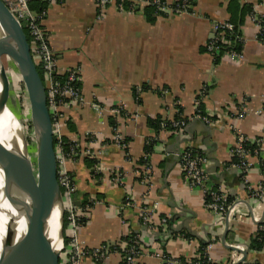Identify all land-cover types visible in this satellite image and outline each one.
<instances>
[{
  "label": "crops",
  "instance_id": "1",
  "mask_svg": "<svg viewBox=\"0 0 264 264\" xmlns=\"http://www.w3.org/2000/svg\"><path fill=\"white\" fill-rule=\"evenodd\" d=\"M229 1L193 0L190 11L158 16L153 23L142 9L122 11L115 5L99 17L95 0H57L48 5L43 25L59 71L78 70L82 97L66 109L60 128L64 137L98 159L95 169L84 158L69 164L77 200L87 194L94 201L86 222L74 234L81 247L94 249L135 234L141 247L135 264H163L157 251L193 259L200 256L204 242L218 264H233L243 257L227 245L247 250L243 261L264 264V248L249 247L264 213V199L252 192L264 180V44L257 40L258 25L246 15L241 25L242 60L223 55L216 62L203 50L215 35V23L231 18ZM240 3L252 4L257 15H264V0ZM118 105L123 113L116 116L113 108ZM197 107L213 122L198 118ZM179 113L186 119L177 131L157 132L148 123L157 116L174 120ZM111 119L125 137V147L114 141ZM239 135L260 146L250 156L246 174L233 165ZM148 138L156 142L146 158ZM187 148L206 157L209 184L225 190L228 200L232 197L227 218L209 211L202 189L186 180L180 153ZM117 172L122 173V182L114 179ZM146 205L155 206L153 228L139 215ZM162 217L169 219L166 227L160 223ZM67 259L64 254L60 264ZM81 264L122 260L111 252L100 260L86 256Z\"/></svg>",
  "mask_w": 264,
  "mask_h": 264
},
{
  "label": "built area",
  "instance_id": "2",
  "mask_svg": "<svg viewBox=\"0 0 264 264\" xmlns=\"http://www.w3.org/2000/svg\"><path fill=\"white\" fill-rule=\"evenodd\" d=\"M4 1L23 28H27L31 36L30 42L34 59L38 67L43 71V80L47 91V103L54 123L55 147L58 159V180L62 190L64 211H68L69 213V226L66 233L71 237V241L62 252L61 259L63 255L66 254L68 259L65 264H81L83 258L86 256L90 255L95 260H100L105 258L109 253L115 252L121 255L122 264H135L141 252L139 240L136 237L132 242L120 239L113 244L104 243L94 249L83 248L74 239V234L77 232L78 227L86 222L87 212L90 206L81 208L79 205H76L75 202L77 197H75V194H77V187L74 178L69 172V164L71 161H76L80 158L95 157L90 150L83 151L76 141H71V145L67 148L64 135L60 128L61 119L66 116V109L74 102L82 101L78 70L69 69L65 73H60L57 55L50 43V35L43 25V19L47 9H44L42 12H37L31 6L33 0ZM43 1L50 4L57 0ZM126 2H130L129 8L126 6ZM95 3L100 12L99 17H101L102 13L109 5H115V7L122 11H134L137 7L141 9L144 6L152 5L157 11L166 12L167 14L181 13L192 9L193 0H95ZM251 17L258 25L257 40L264 44V15H257L254 11ZM214 32V37L206 44L207 50L212 53L214 57L216 56L215 52L220 49L218 42L222 40L226 50L221 56L226 55L233 61L243 59L244 37L240 31L234 32V23L230 20L217 21L214 25ZM227 34L233 36V39H228ZM7 58L9 63L7 69L8 75H11L12 78L10 82L11 97L17 103L22 100V106L19 105L21 107V115L22 117L31 118L30 96L23 76L18 70L15 61L10 56H7ZM60 75L64 77L59 78ZM94 107L97 111L103 113V108L99 104H94ZM113 112L116 116L121 115L123 113V107L118 105L113 108ZM196 116L207 123L213 122L212 117L204 114L198 107ZM182 117H180V119L171 120L172 127H176L177 130L184 127L185 119ZM116 126L117 125L114 127L115 134L113 139L116 143L125 147V137L118 131ZM165 126L166 123H163L164 128ZM237 138L236 146L233 150V155L237 160L233 165L246 174L251 167V162L249 160L250 156L257 154L259 149L251 150L246 143L247 139L242 135H239ZM205 162L206 157L194 149L187 148L180 153L181 169L183 170L186 180H188L191 185L202 189L205 207L215 215H219V217L225 219L230 210H232L233 203L229 202L225 190L213 188L209 184V175L204 168ZM97 166L98 163L95 164L93 168L95 169ZM146 171H150L148 167ZM149 177V175H145L146 180H148ZM114 179L122 182V173H115ZM252 192L253 195L258 198L264 199V180L257 188L253 189ZM126 200L128 201V197ZM155 213L154 205L143 206L139 211L142 222L152 228L155 225ZM82 218H84V220H82ZM160 220L162 227H166L169 219L167 217H162ZM260 228L264 230V225L260 226ZM209 246L206 248V254L208 255V260L212 261L208 254ZM155 255L162 260L163 264H205L204 261L199 258L200 256L188 259L169 256L162 251H157ZM241 264L261 263L242 261Z\"/></svg>",
  "mask_w": 264,
  "mask_h": 264
},
{
  "label": "water",
  "instance_id": "3",
  "mask_svg": "<svg viewBox=\"0 0 264 264\" xmlns=\"http://www.w3.org/2000/svg\"><path fill=\"white\" fill-rule=\"evenodd\" d=\"M5 45L10 47V52L3 50ZM3 55H8L15 61L30 96L31 122L37 146L35 162L38 172L35 178L33 161H31L29 172L31 183L27 184L25 182V160L28 156L26 141L23 147H20L18 143L8 147L7 143L0 140V168L4 176V196L22 213L28 225L24 235L25 243L3 239L0 264H60L61 254L66 247L65 211L58 180L54 123L47 103L46 86L34 59L31 42L25 29L5 1L0 0V114L7 108L17 120V115L8 105L10 85L2 64ZM58 202L62 203L63 212L60 218L57 246L49 234V219ZM75 203L80 205L81 201L76 200ZM263 221L264 213L258 223ZM227 233L228 228L223 237L224 243ZM227 246L243 254L242 258L233 263L240 264L247 255V250L232 245ZM14 254H18L20 259H14L12 257Z\"/></svg>",
  "mask_w": 264,
  "mask_h": 264
},
{
  "label": "trees",
  "instance_id": "4",
  "mask_svg": "<svg viewBox=\"0 0 264 264\" xmlns=\"http://www.w3.org/2000/svg\"><path fill=\"white\" fill-rule=\"evenodd\" d=\"M49 3L43 0H33L31 3V6L33 9H35L37 12H42L44 9L48 8ZM126 6H128V8L130 7V2H126ZM144 12V15L146 16V19L150 22L153 23L156 21V18L158 16H164V15H168L166 12H162V11H157L155 9V7H153L152 5H147L141 8ZM136 10V9H135ZM134 10V11H135ZM228 10L231 14V18L229 19L232 23H234V32H241V25L243 24L246 15L248 14H252L254 12V7L252 4H243L241 5L240 0H230L229 4H228ZM25 31L28 35L29 40L31 39V36L27 30V28H25ZM227 38L228 39H233V36L227 34ZM218 44L220 45V49L219 51L215 52V60L216 62H218L221 58V55L224 53V51L226 50V47H224L223 41L219 40ZM240 48V47H239ZM203 50H207L206 48H203ZM39 68V67H38ZM39 71L43 77V71L41 70V68H39ZM64 77L62 75L59 76V78ZM181 112V110H180ZM181 114L179 113L175 119H180ZM184 119H186L185 117H182ZM148 123L151 127H153L157 132L165 129V130H171V131H176L177 128L176 127H172L171 125V120L168 119H163L161 118V116H157L156 118H149L148 119ZM163 123H166L165 128L163 127ZM111 124H113L114 126L116 125V122L111 119ZM64 141L66 143V147L69 148V146L71 145V141L69 139H67L66 137H64ZM156 142L155 139L152 138H148L147 142L145 144V149H146V158H148L149 154L152 153L153 151V146L154 143ZM247 145L251 148V150H255L260 148L259 146V142L258 141H250L247 140L246 141ZM237 160V158H235L233 161L235 162ZM84 161L86 163V165L88 167L93 168L95 164L98 163V159L95 157H85ZM146 159H143L142 162H145ZM229 201H232V197H229ZM94 203L93 200L89 199V195L85 194L83 196V200L81 201L79 207L81 208H85L87 206H92ZM69 213L68 211L64 212V222H65V240H66V245L69 244V242L71 241V237L68 236V234L66 233V230L69 226V219H68ZM82 220H84V218H82ZM169 223V222H168ZM264 224V222L261 223V226ZM134 236L135 234H130L127 237H124L125 240H128L129 242H132L134 240ZM207 244L206 242L202 243L200 249H199V253H200V259L204 261L205 264H218L216 262L213 261H209L208 260V255L206 254V248H207ZM250 249L252 250H256V251H260L264 248V230L259 228L258 232L256 233L255 236H253L250 239V244H249ZM241 264V263H240Z\"/></svg>",
  "mask_w": 264,
  "mask_h": 264
},
{
  "label": "bare ground",
  "instance_id": "5",
  "mask_svg": "<svg viewBox=\"0 0 264 264\" xmlns=\"http://www.w3.org/2000/svg\"><path fill=\"white\" fill-rule=\"evenodd\" d=\"M3 50L10 52V47L8 45H5L3 47ZM0 140L7 143L8 147H11V145L13 146L17 143L20 145V147L24 146L25 140L22 134L20 121L18 119L16 120L7 108L3 113L0 114ZM28 166L29 158L27 156L25 160V182L27 184H30L31 177L29 173L30 171H28ZM3 184L4 176L2 169L0 168V255L2 251L3 239H13L15 241L25 243L24 235L28 229L26 218L22 215L20 211L14 208L4 196ZM62 212V203L58 202L49 219V234L50 237L54 240L55 245L58 244V230ZM12 257H14V259L16 260L20 259L18 254L12 255Z\"/></svg>",
  "mask_w": 264,
  "mask_h": 264
},
{
  "label": "rangeland",
  "instance_id": "6",
  "mask_svg": "<svg viewBox=\"0 0 264 264\" xmlns=\"http://www.w3.org/2000/svg\"><path fill=\"white\" fill-rule=\"evenodd\" d=\"M8 55H3L2 56V64L5 67L8 79H9V85H10V98L8 100V105H10V108L15 112V114L18 117V120L20 121L21 128H22V134L24 136V139L26 141V147L28 148V158H29V168L28 171H30V165L31 161H33V168H34V174L35 178L37 177V164H36V135L33 130V125L31 122L30 117H22L20 109L22 106V100L17 103L14 99L11 97V84L10 82L12 81L11 75H8ZM1 89V88H0ZM20 105V106H19ZM31 177V176H30Z\"/></svg>",
  "mask_w": 264,
  "mask_h": 264
}]
</instances>
